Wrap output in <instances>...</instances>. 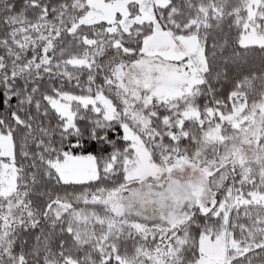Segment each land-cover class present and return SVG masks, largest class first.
<instances>
[{
  "label": "snow or ice",
  "instance_id": "1",
  "mask_svg": "<svg viewBox=\"0 0 264 264\" xmlns=\"http://www.w3.org/2000/svg\"><path fill=\"white\" fill-rule=\"evenodd\" d=\"M0 264H264V0H0Z\"/></svg>",
  "mask_w": 264,
  "mask_h": 264
}]
</instances>
